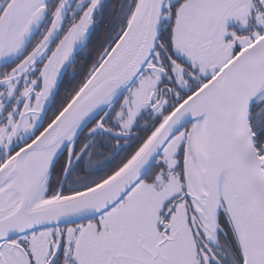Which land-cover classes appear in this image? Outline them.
Listing matches in <instances>:
<instances>
[{"label":"snow or ice","instance_id":"obj_1","mask_svg":"<svg viewBox=\"0 0 264 264\" xmlns=\"http://www.w3.org/2000/svg\"><path fill=\"white\" fill-rule=\"evenodd\" d=\"M0 264H264V0H0Z\"/></svg>","mask_w":264,"mask_h":264}]
</instances>
